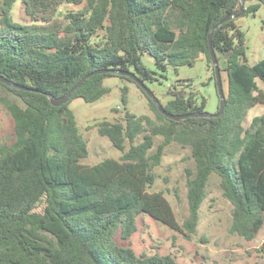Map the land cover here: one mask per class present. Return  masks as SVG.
Masks as SVG:
<instances>
[{
	"label": "trees",
	"instance_id": "1",
	"mask_svg": "<svg viewBox=\"0 0 264 264\" xmlns=\"http://www.w3.org/2000/svg\"><path fill=\"white\" fill-rule=\"evenodd\" d=\"M241 1L22 0L29 23H20L12 16L17 0H0V76L22 87L0 81L21 101L1 100L14 120L15 141L0 147V264H179L171 255H138L115 237L120 231L129 241L138 216L147 214L190 238L213 175L233 205L230 232L246 241L259 237L264 114L248 127L244 120L250 109L264 106V59L248 64L246 35L236 19L222 24L211 39L216 55L221 52L227 62V106L220 117L168 119L135 81L113 73L132 72L147 85L155 78L144 54L163 71L193 66L202 56L215 70L209 35L222 19L239 12ZM249 1L244 16L261 7ZM64 5L83 8L67 14L63 25L56 17ZM89 74L67 104L52 105ZM107 77L136 83L157 122L129 111L122 121L99 122L98 134L123 154L85 165L88 142L69 106L76 98L87 103L103 98L109 93ZM127 94L124 88V103ZM170 94L163 104L168 113L205 112L206 100L198 103L194 92ZM157 136L164 140L151 153ZM173 142L190 149L195 165L185 169L189 215L182 225L164 193L149 191ZM258 252L264 257V240Z\"/></svg>",
	"mask_w": 264,
	"mask_h": 264
},
{
	"label": "rangeland",
	"instance_id": "2",
	"mask_svg": "<svg viewBox=\"0 0 264 264\" xmlns=\"http://www.w3.org/2000/svg\"><path fill=\"white\" fill-rule=\"evenodd\" d=\"M256 3L261 6L256 14L243 16L235 21L236 26L246 35V57L251 66L264 59V4L259 0H250L247 5ZM82 8L83 5H64L56 18L64 25L67 14L77 13ZM12 16L16 22L29 23L22 0H17L14 4ZM217 55L220 58L223 86L227 91L226 58L221 52H217ZM142 61L155 78L148 81L147 86L162 104L173 98L170 91L177 92L182 97L194 92L198 103L206 100L205 112L216 114L219 111L215 70L204 56L193 66H183L177 71L171 66L163 71L149 54H144ZM104 85L109 89V93L99 101L87 103L81 98H76L69 106L76 116L84 139L88 142L89 155L81 161L85 165H96L107 158L119 160L123 154L112 146L107 137L98 134L96 125L99 122L122 121L126 111L137 116H147L157 122L147 97L136 83L121 77H107ZM124 88L128 89L126 103L122 100ZM1 100L21 103L15 95L0 87V147L10 146L15 141L14 120ZM263 114L264 106L258 105L250 109L244 120L245 126L248 127L254 117ZM163 140L162 136L155 137V146L151 153L156 151ZM138 141H141V138ZM194 166L190 149L176 142L171 143L165 150L161 165L154 170L157 179L149 190L164 193L180 225L189 215L185 169ZM232 210L233 205L223 195L219 176L213 175L207 188V197L200 208L197 231L190 238L147 214H141L137 218V231L130 240L123 241L120 231L115 240L120 245L130 244L138 255H171L179 264H264V257L258 252L264 240V228L254 241H246L237 234H232Z\"/></svg>",
	"mask_w": 264,
	"mask_h": 264
},
{
	"label": "water",
	"instance_id": "3",
	"mask_svg": "<svg viewBox=\"0 0 264 264\" xmlns=\"http://www.w3.org/2000/svg\"><path fill=\"white\" fill-rule=\"evenodd\" d=\"M264 2V0H262ZM245 2L246 0H242L240 2V9L239 12L237 14L234 15H229L227 17H225L224 19H222L219 24L212 29L210 35H209V40H210V54H211V58L213 61V65L215 68V76H216V86H217V91H218V95H219V111L216 114H209L207 112H196V113H191V114H187V115H173L168 113L165 108L164 105L159 101V99L157 98V96L154 94V92L148 88V86L141 81L134 73L132 72H122V71H113V73L115 74H121V75H125L129 78H131L133 81H135L143 90L144 92L148 95V97L150 99H152L154 101V103L157 105L159 111L165 115L168 119L174 120V121H181L183 119H187L190 117H212V118H217L220 117L227 106V102H226V92L223 86V80H222V76H221V69H220V65H219V60L218 57L216 55L215 50L213 49L212 45H211V39L212 36L215 32V30L217 28H219L222 24H224L225 22L229 21V20H234V19H238L244 16L245 14V10H244V6H245ZM103 71H99V73H101ZM95 74V73H94ZM93 74H89L87 76H85L77 85H75L68 93L67 95L61 97V98H56V99H52L51 103L53 106L55 107H60L62 105H65L69 102L70 98L72 97L73 93L79 89V87L88 79L92 76ZM0 81L10 87H15V88H21L20 86L13 84L11 81H9L8 79L0 76Z\"/></svg>",
	"mask_w": 264,
	"mask_h": 264
}]
</instances>
